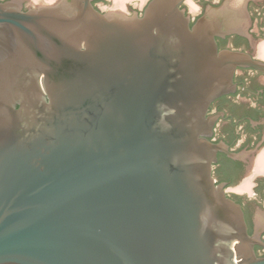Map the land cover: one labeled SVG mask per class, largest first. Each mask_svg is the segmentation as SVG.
I'll return each mask as SVG.
<instances>
[{
  "label": "water",
  "instance_id": "water-1",
  "mask_svg": "<svg viewBox=\"0 0 264 264\" xmlns=\"http://www.w3.org/2000/svg\"><path fill=\"white\" fill-rule=\"evenodd\" d=\"M182 1L0 3V264H264L207 138L243 56Z\"/></svg>",
  "mask_w": 264,
  "mask_h": 264
},
{
  "label": "flooded vegetation",
  "instance_id": "flooded-vegetation-1",
  "mask_svg": "<svg viewBox=\"0 0 264 264\" xmlns=\"http://www.w3.org/2000/svg\"><path fill=\"white\" fill-rule=\"evenodd\" d=\"M63 0H0L23 11L57 5ZM151 0H91L102 13L142 16ZM119 6V7H118ZM180 8L194 28L203 18L221 28L219 51L243 56L234 69L232 87L209 105L207 138L223 145L212 174L227 196L239 203L255 254L264 258V0H183Z\"/></svg>",
  "mask_w": 264,
  "mask_h": 264
},
{
  "label": "bare ground",
  "instance_id": "bare-ground-1",
  "mask_svg": "<svg viewBox=\"0 0 264 264\" xmlns=\"http://www.w3.org/2000/svg\"><path fill=\"white\" fill-rule=\"evenodd\" d=\"M119 7V6H118Z\"/></svg>",
  "mask_w": 264,
  "mask_h": 264
}]
</instances>
